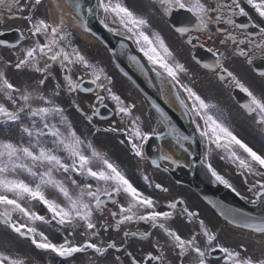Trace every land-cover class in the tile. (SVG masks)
Instances as JSON below:
<instances>
[{
    "label": "snow or ice",
    "instance_id": "6c2138e0",
    "mask_svg": "<svg viewBox=\"0 0 264 264\" xmlns=\"http://www.w3.org/2000/svg\"><path fill=\"white\" fill-rule=\"evenodd\" d=\"M67 2L78 17L75 26L90 30L82 15L80 0ZM41 3L42 0H0V19L7 13L8 19L26 21L29 25L26 30L27 38L34 40L31 46L20 49L23 56L20 58L17 54L14 67L18 70L28 69L43 76L37 78L34 85L17 87L6 75L4 69L7 65L0 66V224L10 229L18 238L30 241L36 249L54 254V258H72L74 254L88 249L103 255L109 249H116V243L110 242L103 247L91 240L75 243L67 236L62 243H55L45 231L40 230L37 223L55 227L57 230L67 231L71 228L73 232H69V236L80 227L84 229V235L98 236L96 213H102L109 201L118 204L117 198L122 197L126 204H119V212H111L113 218L118 217L115 219V226L119 227L132 221H147L153 228L161 229L170 238V247L176 252L180 264H185V259L190 254L188 264H210V258L217 251L222 254L219 257L221 264H264V253L260 256L245 255L240 250L215 243L217 234L212 232L203 220L199 221V228L200 234L205 238L204 247L198 243L195 233L190 238H182L165 223L174 213L157 211L156 202L152 197L138 190L107 153L100 151L88 136L76 130L66 115L65 108L57 102L61 85L57 83L50 94L44 91L46 81L52 75V65L59 64L60 71L65 73L64 87L68 93L93 91L92 88L83 86L82 78L73 80L71 73L74 66L90 70L91 83L99 88L105 87V84L100 82L101 78L109 84L111 78L104 74L103 68L92 64L73 46L70 39L72 33L68 30L69 26L63 16L59 22H48L36 16ZM154 3L161 14L167 17L180 10L188 14L186 20L179 22L182 26L175 28L181 36L187 34V44L195 46L194 42L200 40V35L193 36L192 32L206 35L208 40H212L216 33H221L224 38L220 39L219 43L226 45L231 41L234 45L231 55L243 57L245 63L254 66L253 71L260 78H264V0H230V3H225V0H154ZM244 5L254 10L259 22L252 20ZM96 9H101L104 14L100 23L108 31L126 35L128 39L134 40L140 52L152 65L151 70L160 78L161 84L168 82L175 90L174 94L184 114L191 118L201 140L207 142L205 156H209L214 149L220 150L224 153L221 158L236 165L241 175L247 173L264 177V154L253 150L223 119L213 113L217 105L206 101L192 87L181 82V74H186L188 69L175 58L173 51L158 32L149 35L145 31L149 27L148 19L132 11L124 0H97L95 9L90 7L88 14L99 15ZM237 16L247 17L248 22L238 23L234 19ZM109 19L117 27H109ZM213 25H221L216 29V33L212 31ZM222 25L230 26L231 30ZM15 31L19 33L15 43L0 39V46L15 49L26 39L25 31L19 28ZM238 36L242 38L238 39ZM200 46L203 47L202 44ZM207 51L213 54L214 59L211 63H203L202 67L218 70L220 80L229 78L230 83L245 94L242 108L248 114L254 115L255 122L264 128V93L255 94L225 67L224 60L228 58L225 53L212 47ZM130 59L144 69L136 56H131ZM177 86L187 94V100L181 97ZM106 90L109 98L116 102L117 114L131 117L134 105H125L110 87ZM97 99L104 98L97 96ZM187 101H191L190 107ZM72 104L77 111L82 112L76 101L73 100ZM153 107L159 113L160 123L171 129L167 135L172 136L183 149V141L193 137L177 132L164 110L155 103ZM82 114L91 122L93 116L99 113L93 110L91 115ZM139 120V117L131 120L129 143L133 153L144 159L143 146L134 141L138 139L147 142L153 135L163 138L165 133L156 132L155 129L151 133L144 132ZM12 129L18 132V139L11 137ZM105 131L116 132L118 129L109 128ZM160 160H167L172 164L179 163L172 156L161 152L158 159L152 160V164L159 167ZM207 169L215 182L223 184L240 196L229 180L217 172L211 163L207 164ZM144 180L147 181L148 177L145 176ZM155 187L168 191L167 188H162L161 184H156ZM249 191L253 192L255 197L249 201L251 204H264V182L257 180ZM35 205L42 206L45 214L41 215L36 211ZM168 208L176 209L177 202H170ZM183 214L189 219L198 215L187 208L183 209ZM221 215L237 227L264 234V216L253 217L236 210H221ZM100 227L107 230L108 225L101 224ZM129 235L135 236L136 233L124 232V237ZM142 235L148 237L150 233L144 232ZM156 246L162 247L159 241ZM127 256L132 257L130 264H140L131 252H128ZM147 259L164 264L162 255L154 256L149 253ZM116 260L119 264L120 258L117 257ZM0 264H28V258L20 253L0 250ZM32 264L39 262L33 258Z\"/></svg>",
    "mask_w": 264,
    "mask_h": 264
},
{
    "label": "flooded vegetation",
    "instance_id": "af4514ba",
    "mask_svg": "<svg viewBox=\"0 0 264 264\" xmlns=\"http://www.w3.org/2000/svg\"><path fill=\"white\" fill-rule=\"evenodd\" d=\"M225 3H230V0H225ZM246 11L252 17V20L259 22L257 16L254 14V10L249 6L244 5ZM158 9V6H157ZM157 16L162 19L165 27L170 30L172 34L176 33L168 25L165 16L158 10ZM240 16L234 19L238 21ZM225 28H229L228 25H222ZM212 31L216 33V29L221 25H213ZM191 35H200V40L194 42L195 45L214 49H218L220 52L225 53L226 57L232 56L231 53L234 51V45L229 41L226 45L219 43L220 39L224 36L221 33H216L212 40H208L206 35L192 32ZM185 36H178L176 42V51L179 54L180 59H186V53L184 51V45H186ZM242 38L238 36V39ZM244 60V59H242ZM184 64V61H183ZM248 71L250 70L247 65ZM106 88H109L107 81H102ZM229 83V82H228ZM103 89V88H102ZM101 115L109 114V119L99 121L98 115L93 116L91 125L73 124L76 130L82 135L88 136L95 146L97 142H100L104 148V153H107L108 157L120 166L125 172L129 180L133 183L138 190L144 193L146 196H151L156 202L157 211H172L173 216L166 221V225L176 231L182 238H190L194 233L197 234V241L201 247L205 246V238L200 234L199 221L203 220L205 225L214 233L217 234V241L225 247L240 250L242 254L253 256H260L264 253V238L251 235L246 232H238L233 228H230L226 223L220 221L209 206L193 191L191 187L180 183L176 179V175L169 172V166L167 160H160L159 162L165 165L163 167H155L152 164L153 157L150 154H156L154 159H158L161 152L166 155H170L168 152L167 142L160 141L159 146L155 144L149 145L148 141L144 142L141 140H135L137 144H144V159L137 157L132 149L131 143H129V133L131 129V120L135 117H139V124L141 130L144 132L151 133L153 131V119L150 115L149 110H131L132 116L125 117L124 114H117L116 110H97ZM110 111V112H109ZM83 113L91 115L93 110H82ZM213 113L223 119L233 130V132L252 147L255 151L260 153L257 149V144L264 147V128L257 124L256 117L250 115L246 110H213ZM100 124V125H99ZM118 128L121 132H124L122 138L125 140L126 149L118 147L111 139L102 134L93 135L97 133V129L104 127ZM184 148L181 149L179 156L174 155L172 157L175 160H180L188 163L191 156L188 152L192 153V146L190 142L184 141ZM178 148V145H175ZM186 149V151H185ZM224 153L220 150H213V152L206 156L208 162L223 175L233 187L244 197L250 198L253 192L249 191V188L256 183L257 180L264 182V177H258L255 175H249L247 173L241 175L240 170L234 164L227 159L221 157ZM171 156V155H170ZM147 176L148 180L145 181L144 177ZM156 184H161L162 188H167L168 191L157 189ZM118 204H114L111 201L107 202L104 206V211L96 213V222L99 228L98 236L84 235V229L82 227L77 228L71 238L75 243H84L85 240H91L100 246L106 247L108 243L115 242L117 245L116 249H109L103 255L95 253L94 250L88 249L85 252L74 254V257L70 258L66 264H118L116 258L119 257V264H130L132 257L127 256L128 252L132 253V256L136 260L140 261V264H159L156 260H148V254L162 255L164 257V264H180L177 259V254L170 247V238L159 228H153L147 221H132L121 224L119 227L115 226V219L111 216V212H119V204H126L122 197H118ZM170 202H177L176 209L168 208ZM187 208L191 212H195L198 215L192 219L186 214H183V209ZM101 224L108 225L107 230L104 227H100ZM136 233L135 236L129 235L124 237V232ZM69 232H73L71 228L67 231L62 230L59 235H69ZM149 232L148 237H144L142 234ZM162 247H157L156 242ZM213 244V247L215 246ZM119 249V250H117ZM222 256L218 251L213 254L210 258V264H221L219 257ZM191 259V254L185 259V264H188V260ZM49 264V263H48ZM54 264H61L57 261Z\"/></svg>",
    "mask_w": 264,
    "mask_h": 264
},
{
    "label": "water",
    "instance_id": "95a60500",
    "mask_svg": "<svg viewBox=\"0 0 264 264\" xmlns=\"http://www.w3.org/2000/svg\"><path fill=\"white\" fill-rule=\"evenodd\" d=\"M205 194H210V198L212 202L216 205L218 210L221 212V210H236L239 211V207L242 206V204L232 195H230L228 192L221 191L220 189L217 190H211L205 191ZM213 195H217L219 198H214ZM229 202V203H227ZM262 210H255L254 214L261 213Z\"/></svg>",
    "mask_w": 264,
    "mask_h": 264
},
{
    "label": "bare ground",
    "instance_id": "6f19581e",
    "mask_svg": "<svg viewBox=\"0 0 264 264\" xmlns=\"http://www.w3.org/2000/svg\"><path fill=\"white\" fill-rule=\"evenodd\" d=\"M61 16H64V15H60L59 13H53V12H51V10L49 11V19H50V22H59V19H60V17ZM64 18V21L66 20L65 19V17H63ZM83 37L85 38V39H87V40H91L92 39V37L90 36V35H83Z\"/></svg>",
    "mask_w": 264,
    "mask_h": 264
},
{
    "label": "rangeland",
    "instance_id": "374dc122",
    "mask_svg": "<svg viewBox=\"0 0 264 264\" xmlns=\"http://www.w3.org/2000/svg\"><path fill=\"white\" fill-rule=\"evenodd\" d=\"M85 46H86L87 51H88V46H89V45H85ZM53 89H54V87H53V86H50V87H49V90H48L47 93L50 94L51 91H52ZM57 102H59L61 106H68V102H64V101H63V98L61 97V95H60V97L58 98ZM13 131H15V129H13L12 132H13ZM12 132H11V137L13 138V133H12Z\"/></svg>",
    "mask_w": 264,
    "mask_h": 264
}]
</instances>
